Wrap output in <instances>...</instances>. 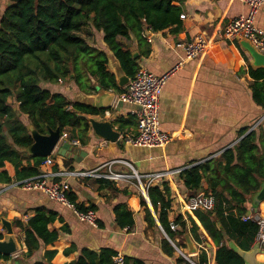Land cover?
Segmentation results:
<instances>
[{"label": "trees", "instance_id": "16d2710c", "mask_svg": "<svg viewBox=\"0 0 264 264\" xmlns=\"http://www.w3.org/2000/svg\"><path fill=\"white\" fill-rule=\"evenodd\" d=\"M186 0H21L14 6L2 5L0 0V184L22 182L40 173L46 157L32 156L26 149L34 139L28 128L31 124L40 133H47L48 126L68 132L70 139L82 145L89 141L88 115L98 110L80 101L63 88L52 90L48 84H73L84 93L114 90L122 93L125 88L117 85L116 74L110 70V54L120 63L126 74L133 78L140 65L130 47L120 37L135 36L139 46L149 31L168 28L178 32L182 28V7L177 2ZM102 32L105 47L101 48L81 34ZM243 56L246 52L238 45ZM150 48L143 51L149 55ZM254 78L252 95L258 105L264 106V67H249ZM91 80H94L92 82ZM128 120L120 119V129ZM247 128L239 132V142L220 156L191 166L180 174L192 194L199 193L203 183L207 192L216 198L210 211L196 210L195 216L217 246V264H245L243 257L229 243L242 250H250L256 241L258 224L244 220L249 209L250 197L257 193L264 182V131ZM72 159L66 160L68 168ZM7 164L14 167L11 174ZM57 169V164L54 166ZM111 184L110 181H104ZM155 213L167 235L175 240L190 224L196 241L202 242L199 225L191 214L175 217L179 229H171L169 212L172 208V190L162 182L150 187L148 192ZM68 200L81 212L95 210L78 203L72 189ZM143 199V198H142ZM146 221L157 226L156 219L142 200ZM120 228L134 225V212L127 203L114 206ZM57 212L46 207L37 208L24 224L15 223L24 231L27 256L38 251L42 244L49 245L60 237L58 229L50 225ZM2 237V234H0ZM162 249L169 255L176 250L167 238L162 239ZM117 250L109 247L99 252L85 249L71 264H114ZM55 250H46V261L35 264H53ZM0 253V264L9 258ZM197 264H208L209 254L202 251L195 259ZM126 264H144L142 260L126 256ZM177 264H192L179 256Z\"/></svg>", "mask_w": 264, "mask_h": 264}, {"label": "crops", "instance_id": "0c3cea01", "mask_svg": "<svg viewBox=\"0 0 264 264\" xmlns=\"http://www.w3.org/2000/svg\"><path fill=\"white\" fill-rule=\"evenodd\" d=\"M176 5L182 7V14L185 15L184 18L181 17L180 31L175 32L170 28L149 31L144 35L145 41L141 46L135 36L131 39L120 37L132 52L138 53L140 67L145 66L158 75L176 68L167 80L160 99V125L162 130L172 135V139L165 147L128 144L127 137L137 132V107L120 100V92L115 91V100L105 116L95 114L87 117L111 119L114 128L121 132L119 140L110 142L98 139L90 127L88 143L76 145L81 154L78 155L79 160L72 159L71 163L73 169L92 170L110 159L124 158L141 172L181 169L170 178L157 183L166 182L172 190L173 202L169 212L171 222L181 215L183 203L194 195L181 180L180 174L183 171L216 158L235 146L242 138L239 132L243 129L247 128V132L264 131V106L255 102L251 90L254 78L249 73V67L253 60L246 51L249 60L245 59L238 42L231 43L223 39L221 34L222 28L237 15L246 13L247 7L239 0H186L182 4L177 2ZM256 23L264 30V6L257 15ZM199 34H204L210 40V47L200 57L187 59L178 44ZM90 37V41L96 46H106L102 32H94ZM147 47L150 48V53L146 56L143 51ZM117 62L110 54L109 68L114 73ZM48 86L52 90L63 88L72 95L73 100L83 102L97 95L95 92L84 93L73 84ZM120 119L128 120L132 124L120 129ZM259 120L261 122L256 125ZM69 159V156L62 158L57 167L68 168L65 163ZM6 168L11 174L14 173L11 164H7ZM114 168L120 170L122 166L115 165ZM102 180L110 181L111 184ZM68 182L78 203L85 207H95L97 225L82 221L73 205L53 201L38 190H25L14 184H0V234L7 232L1 219L11 220L22 246L19 252L9 255L5 264H35L46 261V250L56 251L51 263L71 264L85 249L99 252L105 247L120 250L132 259L142 260L144 264H177L179 256L195 261L202 251H206L209 254L208 264H217L218 248L194 212L189 214L199 225L203 241L195 240L190 224L183 234L172 240L162 231L149 195L143 197L134 181L115 182L104 177H69ZM207 188L208 184L204 182L199 193L207 192ZM253 195L247 203L249 211L264 215V200L255 206ZM142 198L147 201L157 226H149L146 221ZM118 203H127L133 210L135 222L132 227L122 229L117 224L114 206ZM41 207L57 212V218L50 228L61 231L60 237L52 244H42L38 251L27 256L24 231L16 225L15 220L19 219L25 224L35 210ZM164 237L175 248L174 255H169L162 249L161 242ZM262 255L264 250L258 253L257 258L264 262Z\"/></svg>", "mask_w": 264, "mask_h": 264}, {"label": "built area", "instance_id": "2783aa9c", "mask_svg": "<svg viewBox=\"0 0 264 264\" xmlns=\"http://www.w3.org/2000/svg\"><path fill=\"white\" fill-rule=\"evenodd\" d=\"M239 1L247 7V11L231 19L222 28V37L231 43H237L239 39L243 38L248 39L260 52L264 53V30L256 23L257 15L264 6V0ZM181 17L184 18L185 15L181 14ZM210 44V40L204 34H199L190 40L180 42L178 46L184 50L187 59H192L206 53ZM175 69L158 75L147 67L141 66L136 75L124 87V91L120 93V100L134 104L137 107L135 111L137 132L127 137L126 142L128 144L141 147H165L172 139V135L162 130L160 125V99L165 84ZM260 122L261 120L256 125ZM61 140H67L74 145L80 144L78 140L70 139L66 131L62 132ZM62 158L56 153L47 156L42 162L40 173L22 182L14 183V185L25 190H38L53 201L72 206L73 204L70 203L67 196V193L71 190L68 182L69 177H104L115 182L134 181L141 195L147 197L151 186L158 185L159 181L170 178L174 173L181 171V169H169L165 171L141 172L132 162L124 158L110 159L100 167L92 170H79L67 167L55 169L54 166L56 164L59 165V161H62ZM115 165H121L122 168L116 170L114 168ZM215 204L216 198L213 194L208 192L196 193L183 203L181 215L187 218L189 213H193L196 210L210 211L215 207ZM76 213L82 221L97 225L94 210L81 212L76 209ZM243 218L244 220L252 219L257 222L259 228L255 243H259L261 249L264 250V215L257 211H249ZM178 227L177 223L171 222L173 231H176ZM162 231L167 236L163 228ZM189 262L197 264L191 259H189ZM113 263L126 264L125 253L118 250L113 256Z\"/></svg>", "mask_w": 264, "mask_h": 264}, {"label": "water", "instance_id": "95a60500", "mask_svg": "<svg viewBox=\"0 0 264 264\" xmlns=\"http://www.w3.org/2000/svg\"><path fill=\"white\" fill-rule=\"evenodd\" d=\"M21 0H8L7 6H14ZM240 47L246 51L252 58V66L254 68L264 67V53L260 52L256 46H254L248 39H239ZM133 57L137 58L138 53L133 52ZM115 74L117 85L120 88H124L129 82L130 77L126 74L119 62L115 64ZM95 96L90 97L83 102L98 110V114L105 116L111 109L115 100L114 90H102L97 87ZM79 101V100H76ZM95 115V114H92ZM88 121L94 132V135L101 140L116 142L121 136V132L114 128L113 121L111 119H97L93 116L88 117ZM32 137L33 143L27 147L26 151L32 156L47 157L56 153L63 158L68 157L73 160H79L78 155L81 154L76 145L67 140H61L62 131L58 127L56 129L48 126L47 133H40L34 126L29 124L28 126ZM264 200V182L261 189L253 195V204L259 205ZM2 224L7 230L6 233L0 237V253L3 255H12L19 252L22 248L18 236L14 232L12 221L6 218H2ZM230 245L243 257L245 264H264L257 258L258 253L262 252L259 243H256L250 250H242L237 247L234 242H230Z\"/></svg>", "mask_w": 264, "mask_h": 264}, {"label": "rangeland", "instance_id": "374dc122", "mask_svg": "<svg viewBox=\"0 0 264 264\" xmlns=\"http://www.w3.org/2000/svg\"><path fill=\"white\" fill-rule=\"evenodd\" d=\"M7 1H8V0H1L2 5H3L4 7L7 6ZM81 34H82L83 36H85V37H86L87 39H89V40L92 39V37H90L91 35L87 34V33L85 32V30H83V31L81 32ZM262 257H264V255H262Z\"/></svg>", "mask_w": 264, "mask_h": 264}]
</instances>
